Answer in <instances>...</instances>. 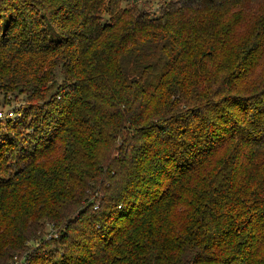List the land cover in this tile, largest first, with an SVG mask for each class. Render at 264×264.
Wrapping results in <instances>:
<instances>
[{
	"label": "trees",
	"instance_id": "1",
	"mask_svg": "<svg viewBox=\"0 0 264 264\" xmlns=\"http://www.w3.org/2000/svg\"><path fill=\"white\" fill-rule=\"evenodd\" d=\"M263 64L264 0H0V264H264Z\"/></svg>",
	"mask_w": 264,
	"mask_h": 264
},
{
	"label": "rangeland",
	"instance_id": "2",
	"mask_svg": "<svg viewBox=\"0 0 264 264\" xmlns=\"http://www.w3.org/2000/svg\"><path fill=\"white\" fill-rule=\"evenodd\" d=\"M124 7H132L131 3H123ZM135 9L139 11V6H136ZM247 23V22H245ZM245 23L242 24V26L238 29L237 32H243L244 29L246 28ZM248 91L254 92L259 89V87L264 85V64L258 68L256 75L251 79V81L248 83ZM14 109L16 110H21L24 106L23 102L20 101H14L13 103ZM13 108H11L12 110ZM30 121V117L26 118V122ZM14 140L15 143L22 145L24 147L26 143L29 141V136L27 135V129L24 127V125L19 124L16 120H10V122L3 121L0 123V151H3L4 149H11L12 146L9 145V141ZM47 231L49 233H54L53 228H49L47 226ZM46 237H50V235H46ZM53 246L51 245H46L43 250L44 252L47 251L48 249H52ZM42 249V248H41ZM43 252V253H44ZM46 253V252H45ZM57 253V252H56ZM58 254H55V256ZM57 258H55L56 260ZM48 264V263H45ZM51 264V263H49Z\"/></svg>",
	"mask_w": 264,
	"mask_h": 264
},
{
	"label": "built area",
	"instance_id": "3",
	"mask_svg": "<svg viewBox=\"0 0 264 264\" xmlns=\"http://www.w3.org/2000/svg\"><path fill=\"white\" fill-rule=\"evenodd\" d=\"M19 114L14 110L4 109L0 110V123L6 120H15Z\"/></svg>",
	"mask_w": 264,
	"mask_h": 264
}]
</instances>
